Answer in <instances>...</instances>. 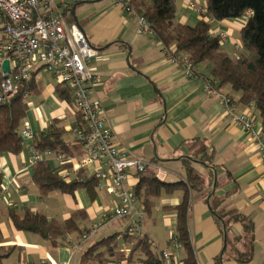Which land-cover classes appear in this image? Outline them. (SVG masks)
<instances>
[{
    "label": "crops",
    "instance_id": "0c3cea01",
    "mask_svg": "<svg viewBox=\"0 0 264 264\" xmlns=\"http://www.w3.org/2000/svg\"><path fill=\"white\" fill-rule=\"evenodd\" d=\"M190 1L196 6L190 7ZM57 2L64 18L76 22L96 50L88 69L98 80L88 83L87 88L111 130L112 143L129 157L148 161L154 173L161 168V177H156L161 181H184L186 164L200 175L202 188L190 194L187 219L198 264H264V162L250 135L232 122L217 98L205 93V83L212 80L210 64H197L193 77L184 75L181 66L165 56L162 44L152 34L139 31L137 19L115 0ZM174 2L178 23L195 24L201 19L198 7H205V0ZM210 23V32L222 39L221 49L237 58L243 51L239 30L244 20ZM34 82L37 91L26 99L21 127L27 122L34 136L53 123L62 129L63 140L73 143L74 105L58 97V83L48 74L37 71ZM219 90L231 98L234 114L249 112L258 117L252 104L239 102V92L228 85ZM28 142L23 140L17 154L0 153V264H99L93 259L95 254L102 252L108 257L100 241L113 234H117L116 253L110 261L127 253L122 235L129 224L127 217L111 221L83 244L77 243L81 233L101 220L117 199L105 189L90 191L86 187L39 197ZM74 152L79 153V149ZM46 162L51 167L56 165L51 159ZM79 176L91 178L88 172ZM136 181L131 170L127 183L133 187ZM181 197V190L161 194L149 214L143 213L142 233L150 238L157 253L175 252L169 237L174 233L176 213L165 207L178 204ZM214 199L219 201L217 210L225 213L222 218L212 211ZM25 209L58 224L73 217L80 232L67 233L61 243L53 244L36 233L18 230L8 214L10 210L22 214ZM230 211L246 217L250 234L241 222L228 219L226 213ZM92 245H96L94 254L82 258ZM176 252L181 259L183 254Z\"/></svg>",
    "mask_w": 264,
    "mask_h": 264
},
{
    "label": "trees",
    "instance_id": "16d2710c",
    "mask_svg": "<svg viewBox=\"0 0 264 264\" xmlns=\"http://www.w3.org/2000/svg\"><path fill=\"white\" fill-rule=\"evenodd\" d=\"M130 8L142 15L152 29L153 36L166 48L171 57H187L195 65L206 62L210 64L212 79L216 80L218 87L228 85L239 92V102L252 104L258 112V120L264 130V0H205V12L200 14L201 19L195 24H180L176 21V5L174 0H121ZM248 13V15H246ZM225 19H243V26L239 30V42L242 53L237 58H232L221 49L222 39L219 35L210 32V20L221 21ZM33 73L27 84H22L18 94L9 102L0 104V153L17 154L22 149L20 137L21 123L27 110L26 101L23 99L25 92L37 91ZM58 97L72 103L69 89L62 84L56 86ZM77 125L83 123L81 114L76 111ZM75 125L73 126V128ZM62 129L52 124L49 128L32 137V146L39 150L51 149L55 152L73 154L74 149H79V143L65 142L62 138ZM33 182L38 196L43 197L53 191L72 193L79 187L95 190L96 182L93 178L77 177L66 183L56 172V167H51L46 161L33 164ZM186 179L184 181L165 182L155 177L154 171L148 167L141 173H135L137 181L132 187L138 206L144 214H149L155 198L161 194H171L175 190L182 191L178 204L172 207L176 213L174 228L175 243L182 250L181 264H198L195 250L190 240L188 231V209L190 194L202 188L200 175L186 164ZM80 175V174H79ZM1 188V174H0ZM219 201L214 199L211 204L215 216L222 218L225 213L217 210ZM228 219L241 222L244 230L250 234V225L246 217L236 211H230ZM9 218L18 230L30 231L49 240L53 244L61 243L64 236L71 232H80L79 227L69 217L62 224L47 219L43 214L25 209L22 214L13 210L9 211ZM124 240L131 242L132 246L127 255L130 264H163L159 254L154 251L152 241L144 234L135 236L123 235ZM1 238V234H0ZM117 234L104 238L100 243L105 247L108 257L102 252L94 255L99 264H108L116 248ZM251 238L249 240V245ZM96 245L89 246L82 258L93 255ZM119 258H123L121 253Z\"/></svg>",
    "mask_w": 264,
    "mask_h": 264
},
{
    "label": "built area",
    "instance_id": "2783aa9c",
    "mask_svg": "<svg viewBox=\"0 0 264 264\" xmlns=\"http://www.w3.org/2000/svg\"><path fill=\"white\" fill-rule=\"evenodd\" d=\"M57 1L0 0V104L9 103L18 94L21 85L27 84L37 71H45L58 84L67 87L71 93L72 104L83 120L81 126L75 123L73 128L75 140L80 145L79 153L64 154L49 148H34L31 143L32 131L28 123L24 122L19 133L22 140L29 141L26 145L29 162L33 165L48 159L55 161L57 175L66 183L73 177L81 180L79 174L88 172V176L95 180L97 190L105 189L117 199L101 220L94 222L81 233L77 243L83 244L106 224L125 217L129 218V224L122 235L141 234L143 212L138 206L132 186L127 183V177L131 170L141 173L151 167V164L142 158L129 157L112 143L111 130L96 103L90 100L87 88L88 83L98 80L88 69V61L96 54V50L79 25L64 18ZM115 2L129 16L137 19L139 31L153 35L142 15L130 8L126 2ZM196 4L190 1V7H195ZM198 11L200 14L204 13L205 7L199 6ZM163 53L171 63L181 66L184 75H195L196 65L187 57H171L166 48ZM5 59L9 62L8 73L1 69V63ZM204 91L217 98L230 114L232 122L250 135L261 161L264 162V130L257 117L249 112L234 114L231 111V98L219 90L214 79L205 83ZM28 95V92L23 94L25 101ZM162 171L157 168L155 177H161ZM169 243L174 249L179 248L174 234L169 237ZM126 246L127 253L124 257L111 260L108 264H130L126 257L132 243L126 241ZM158 254L162 261L181 264L180 259L168 250L159 251Z\"/></svg>",
    "mask_w": 264,
    "mask_h": 264
},
{
    "label": "water",
    "instance_id": "95a60500",
    "mask_svg": "<svg viewBox=\"0 0 264 264\" xmlns=\"http://www.w3.org/2000/svg\"><path fill=\"white\" fill-rule=\"evenodd\" d=\"M1 69L4 73H8L9 72V62L7 59L3 60L1 63Z\"/></svg>",
    "mask_w": 264,
    "mask_h": 264
},
{
    "label": "rangeland",
    "instance_id": "374dc122",
    "mask_svg": "<svg viewBox=\"0 0 264 264\" xmlns=\"http://www.w3.org/2000/svg\"><path fill=\"white\" fill-rule=\"evenodd\" d=\"M41 72H43V73H46L45 71H41ZM47 74V73H46ZM48 77L51 79V80H54V79H52L50 76H49V74H48ZM172 249L175 251L174 253H173V255L174 256H177V252L176 251H178V253H180V254H182V250L181 249H174L173 247H172Z\"/></svg>",
    "mask_w": 264,
    "mask_h": 264
}]
</instances>
